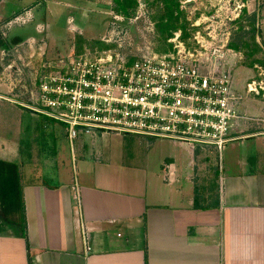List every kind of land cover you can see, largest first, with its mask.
<instances>
[{"label":"crops","instance_id":"0c3cea01","mask_svg":"<svg viewBox=\"0 0 264 264\" xmlns=\"http://www.w3.org/2000/svg\"><path fill=\"white\" fill-rule=\"evenodd\" d=\"M255 102L242 113L260 116ZM26 112L31 140L58 125L0 98V264H264V125L220 161L102 132L72 144L59 124L71 169L56 144L37 157Z\"/></svg>","mask_w":264,"mask_h":264},{"label":"built area","instance_id":"2783aa9c","mask_svg":"<svg viewBox=\"0 0 264 264\" xmlns=\"http://www.w3.org/2000/svg\"><path fill=\"white\" fill-rule=\"evenodd\" d=\"M117 20L119 30L127 19ZM123 39L114 30L93 44L74 36L69 54L46 60L41 48L33 78L20 81L29 101L13 103L62 125L72 144L80 133L102 132L209 149L221 161L230 144L257 136L242 130L259 120L242 113L230 71L213 64L217 51L176 47L158 54L145 47L131 58L132 44Z\"/></svg>","mask_w":264,"mask_h":264},{"label":"rangeland","instance_id":"374dc122","mask_svg":"<svg viewBox=\"0 0 264 264\" xmlns=\"http://www.w3.org/2000/svg\"><path fill=\"white\" fill-rule=\"evenodd\" d=\"M122 3L127 5V20L118 30L117 18L123 16L119 10ZM135 3L132 6L129 0L120 3L116 0H0V98L12 103L14 97L29 101V96L20 91L23 84L20 81L27 85L28 77L33 78L45 53L41 48L47 49L45 60L53 59L69 54L74 36L93 44L114 30L124 34L123 41L132 44L131 58L145 47H151L158 54L173 52L176 47L217 51L220 57L213 64L220 73L230 71L234 87L242 96L241 105L248 100L262 107L263 113L257 118L258 125H264V0H135ZM70 26L82 35L71 34ZM100 44V51H105L106 47ZM16 80L20 82L19 91L14 93ZM30 120L26 112L20 133L29 141ZM48 123L45 131L51 134L49 140L33 132L31 147L41 159L52 155L56 144L72 169L71 145L64 129L59 124ZM251 125L243 123V129L251 131Z\"/></svg>","mask_w":264,"mask_h":264},{"label":"trees","instance_id":"16d2710c","mask_svg":"<svg viewBox=\"0 0 264 264\" xmlns=\"http://www.w3.org/2000/svg\"><path fill=\"white\" fill-rule=\"evenodd\" d=\"M116 1H118V3H120L121 0H116ZM129 1H131V2L133 3V4H131L132 6H133V5H136L135 0H129ZM126 6H127L126 4L122 3V4L120 5V8H119V10L122 12L123 17H125V18H126V16H127V7H126ZM126 19H127V18H126ZM175 29H176V28H173L172 30H173V31H176ZM168 30H169V28H168Z\"/></svg>","mask_w":264,"mask_h":264}]
</instances>
